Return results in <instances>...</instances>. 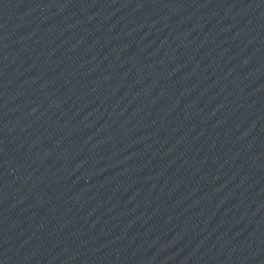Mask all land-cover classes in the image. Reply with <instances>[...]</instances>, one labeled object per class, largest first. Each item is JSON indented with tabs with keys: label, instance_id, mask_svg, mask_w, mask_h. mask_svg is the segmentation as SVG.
Instances as JSON below:
<instances>
[{
	"label": "water",
	"instance_id": "95a60500",
	"mask_svg": "<svg viewBox=\"0 0 264 264\" xmlns=\"http://www.w3.org/2000/svg\"><path fill=\"white\" fill-rule=\"evenodd\" d=\"M0 264H264V0H0Z\"/></svg>",
	"mask_w": 264,
	"mask_h": 264
}]
</instances>
